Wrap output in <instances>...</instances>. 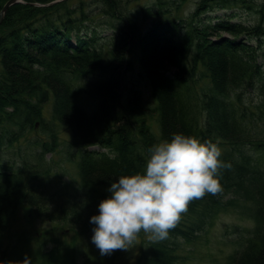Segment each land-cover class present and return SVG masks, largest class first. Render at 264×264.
<instances>
[{
    "label": "trees",
    "instance_id": "obj_1",
    "mask_svg": "<svg viewBox=\"0 0 264 264\" xmlns=\"http://www.w3.org/2000/svg\"><path fill=\"white\" fill-rule=\"evenodd\" d=\"M97 1L117 21L107 40L96 29L81 32L88 16L68 0L14 3L0 23V152L13 148L20 154L18 142L29 129L49 134L48 140H28L35 149L23 152L20 162L0 157V251L23 202L39 216L68 217L81 231L93 228L90 217L98 206L79 211L76 202L68 204L75 199L64 204L62 193L39 183L47 178L40 165L56 147V125L69 130V157L77 161L81 186L90 191L142 170L149 146L182 131L218 141L221 158L232 167L221 170L222 190L192 200L170 235L191 238L223 193L233 191L257 203V220L229 264H264V126L261 132L255 128V118L264 117V69L258 61L264 57V0L257 3L262 16L255 23L236 18L255 0H195L182 17H174L173 9L187 0H172L171 6L159 0L135 11L124 0ZM214 10L223 13L212 16ZM248 89L259 96L258 111L245 101ZM48 102L49 117L43 112ZM246 148L256 157L245 154ZM197 213L206 219L190 216ZM175 247L168 238L153 242L138 264H175ZM54 249L24 254L10 248L0 264H12L13 256L20 264L75 262L68 251L53 258Z\"/></svg>",
    "mask_w": 264,
    "mask_h": 264
},
{
    "label": "rangeland",
    "instance_id": "obj_2",
    "mask_svg": "<svg viewBox=\"0 0 264 264\" xmlns=\"http://www.w3.org/2000/svg\"><path fill=\"white\" fill-rule=\"evenodd\" d=\"M6 1L4 0L3 4ZM165 1H168V6L172 5V0ZM194 1L187 0L183 7H179L178 11L173 9L174 17H177V15L181 17L186 16L193 9ZM123 2L128 4L131 11H135L139 8H147L155 2H159V0H124ZM261 2L262 0L250 1L247 4L250 8L247 7L246 10H242L241 17L237 16L236 18L242 19L246 23L257 22L262 16V14L257 12V9L260 8H258V5ZM257 3L259 4L257 5ZM68 4L72 8L79 5L83 6V10L88 16L83 23L85 25L81 27L82 33L89 35L96 29L98 37H102L104 40H107L113 34V26L116 25L117 21L104 13V7L99 1L68 0ZM221 13L223 12L220 10H214L212 16H217V14ZM222 34L226 35L225 32ZM258 61L264 69V57L262 55L258 58ZM244 96L246 103H250L258 111L256 107L258 106L257 103H259L257 92L248 89L245 91ZM50 111V103L48 102L43 110L44 115L49 117ZM255 122L257 132H261L264 126V117L257 116ZM55 129L59 131L56 147L53 151L45 154L43 158L44 163L40 165V170L47 168V178H43L44 175H41L43 179L39 183L46 190L52 189L62 193L64 198L62 203L64 204L68 203L70 199H75L76 201H70L68 204L73 205L76 202L77 205L81 206L79 211L85 210L84 208L87 205L89 208H96L101 200V196L106 197L108 195L106 191L107 187L101 186L90 191L89 188L86 190L81 186L77 174V161L71 159L68 154V152L70 153L74 150L70 142V132L59 125H56ZM155 133L157 134L156 131ZM32 139L40 141L48 140L49 134L38 127L29 129L21 141L19 140L20 143L18 142L22 150L20 154L15 155L13 148H3L0 152V157L4 160L20 162L23 152L32 153L35 149L33 146L26 144L28 140ZM88 148L91 150L100 149L98 146L93 145ZM243 151L245 154H253L254 157L257 155L254 153L255 151L248 148L243 149ZM248 168L251 170L252 167ZM233 170H230V174ZM49 175L52 176V180L49 179ZM247 175H249V172ZM73 209L70 207L68 211L74 212ZM256 214L257 203L254 200H248L242 195H236L233 191L223 193L221 204L212 209L207 219L203 213L190 215L196 219L202 218L203 221L204 218L206 219L203 222L205 224L191 238L183 235H175V238L171 235L168 237V240L176 246L175 251L178 257L175 264H229L231 255L241 247L244 235L249 233V230L253 229L256 225ZM66 218L68 217L62 216L58 220L53 221L47 217L37 215L29 204L21 203L13 213L2 240L1 249L6 248L8 251L6 249L0 251V257L4 251L9 252L10 248L19 250L24 254H32L40 250L49 252V250L56 247L51 252V254H54L53 258L58 259L68 251L71 252L73 258L75 256V262L72 261V264H138L139 258L142 255L141 252L148 249L153 242H157L148 239V234L142 231L129 249H117L110 255L101 256L99 249L91 240L93 228L81 231L76 223ZM10 260L12 264H20L17 256H13Z\"/></svg>",
    "mask_w": 264,
    "mask_h": 264
},
{
    "label": "clouds",
    "instance_id": "obj_3",
    "mask_svg": "<svg viewBox=\"0 0 264 264\" xmlns=\"http://www.w3.org/2000/svg\"><path fill=\"white\" fill-rule=\"evenodd\" d=\"M142 170L119 175L91 215V240L101 256L129 249L140 233L152 241L169 237L189 203L222 190V169L231 162L211 137L174 132L147 149Z\"/></svg>",
    "mask_w": 264,
    "mask_h": 264
},
{
    "label": "water",
    "instance_id": "obj_4",
    "mask_svg": "<svg viewBox=\"0 0 264 264\" xmlns=\"http://www.w3.org/2000/svg\"><path fill=\"white\" fill-rule=\"evenodd\" d=\"M23 0H7L4 4H3V6H2V8L0 9V22H1V20L3 19V16L5 15V12H6V10H7V8L10 6V5H12V4H14V3H17V2H22ZM57 1V0H56Z\"/></svg>",
    "mask_w": 264,
    "mask_h": 264
}]
</instances>
